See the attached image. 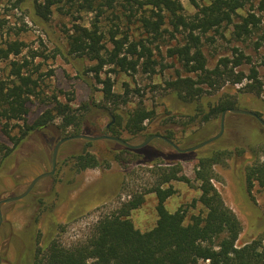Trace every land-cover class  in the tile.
Masks as SVG:
<instances>
[{
	"label": "rangeland",
	"instance_id": "obj_1",
	"mask_svg": "<svg viewBox=\"0 0 264 264\" xmlns=\"http://www.w3.org/2000/svg\"><path fill=\"white\" fill-rule=\"evenodd\" d=\"M76 2L78 1L74 0V3ZM180 2L186 14L190 16L195 12L188 0ZM35 3L36 6L41 5V8L36 10ZM44 6L50 7L49 14L44 12ZM79 6L69 3V0L60 2L0 0V23L3 26L0 28V49H5L6 43L10 42L23 45L17 56L10 54L7 59H1L0 55V80L11 81L12 63L22 64L26 61L29 73L33 74V78L39 84L37 96L31 97L27 102L28 112L25 117L27 125L33 124L42 112L50 107L47 103L55 96L61 103L70 100L72 108L83 114L78 135L89 137L110 135L106 126L113 114L106 109L112 104H105L103 85L99 84L94 74L88 71L93 63L62 56L56 51V46H60L65 53L66 35L73 31L75 25L91 28L95 22V15L78 10ZM257 8L258 3L255 2L256 13ZM261 16L264 29V14L257 15ZM128 25H121V31L125 30L130 40L144 39L138 23L132 21L129 27ZM231 29V27L221 29L223 36L212 32L207 34L211 39L207 43L203 42L207 67L213 68L219 58L230 55L232 47H240L251 56L252 66L258 71L260 82L264 84V39L261 40L262 45L256 52L251 42H247L245 48V45L241 46L232 41ZM259 36L257 35V38ZM177 37V41H182L184 35ZM164 41L163 44L159 42L148 45L153 49V59L157 62L154 67L155 74H145L141 68L135 73L118 70L110 72L112 66H106L100 79L109 77L113 84L112 92L125 98L126 103L118 104V112L123 117L139 102L157 114L154 121L146 124L147 130L143 133L130 136L122 131L121 139L129 144L139 145L150 136L156 135L157 127L166 126L175 133L177 142L175 145L186 149L215 136L220 127V115L216 118L209 117L206 121L201 114H195V107L174 105V99L164 90V81L172 79L176 71L182 74V69L166 57L167 49L171 45L167 43L168 34L164 35ZM172 42L176 43V40ZM155 45H158V50L154 48ZM244 71L247 73L246 68ZM241 87L225 84L219 91L205 94L198 105L201 104L202 108L207 110V107L216 103L223 94L236 96ZM261 100L264 101V86L259 97L254 94H241L238 109L259 111L258 103ZM166 111L170 112L169 116H174L172 120L165 114ZM242 122L240 116L227 113L220 138L212 144L186 154H179L165 142L153 139L135 151L137 154H123L122 161L117 162L110 150L120 151L123 147L112 141L74 140L62 144L57 153L53 175L39 181L22 200L2 206L0 227L2 264H25L32 244L36 245L50 234L67 248L84 240L101 216L116 209L133 195H142L144 201L138 209L130 213V221L140 232L152 229L157 220L155 211L157 200L153 193L148 192L157 181L156 168H152L147 162L153 159L152 154L164 157L155 160L154 163L159 167L164 168L178 163L181 168L180 174L190 180V184L179 181H172L169 184L174 194L166 200L165 209L169 213L179 208L183 209L186 211V219L199 214L201 208L193 202L199 196L197 184L193 182V170L197 159L213 149L227 148L233 151L235 146L244 147L246 152L241 156L232 155L223 163L214 166L217 179L213 184L225 205L241 223L242 230L237 246L255 237H261L264 243V188L253 186L248 192L245 182L246 167L255 160L264 163V151L258 147L253 148L251 144L252 139L264 133L259 124L247 127ZM58 125L60 120L56 119L54 126L29 133L12 154L1 162L0 200L23 193L35 177L51 170L55 144L74 132L72 128H67L60 134ZM17 131L15 128L11 136L16 135ZM0 142L7 147L12 145L10 139L1 131V127ZM83 149H87L100 161L107 162L108 167L90 169L79 174L72 172L69 156ZM167 155L177 158L167 160L165 158Z\"/></svg>",
	"mask_w": 264,
	"mask_h": 264
},
{
	"label": "trees",
	"instance_id": "obj_2",
	"mask_svg": "<svg viewBox=\"0 0 264 264\" xmlns=\"http://www.w3.org/2000/svg\"><path fill=\"white\" fill-rule=\"evenodd\" d=\"M77 1L74 3V0H69V3L80 5V11L94 14L95 22L91 28L75 25L73 31L66 35L65 53L60 46H56V51L62 56L93 63L88 71L103 85L105 104H112L106 109L114 117V122L107 129L110 136L120 138L122 131L130 136L139 135L147 130L146 124L154 121L157 114L139 102L124 117L120 115L118 104L126 103V100L112 92L113 84L109 77L100 79L103 68L112 66L110 72L118 70L125 73H135L141 68L145 74H155L157 62L149 46L159 42L163 44L165 34L169 37L167 43L171 44L166 57L182 69V74L176 71L172 79L164 81V90L174 99L175 106L184 104L195 107V114H201L207 121L209 117L221 115L224 110L238 108L241 94L260 96L264 84L260 82L258 71L252 66V58L245 49L232 47L230 55L219 58L213 68H208L203 54V42L211 40L207 37L210 32L223 36L221 29L231 27L232 41L245 45V48L246 43L251 42L257 52L264 39L263 16L257 17L264 14V0H188L195 9L190 16L185 13L180 0ZM255 2L258 3V13L254 11ZM35 8L40 9L41 5L36 6L35 3ZM44 9L49 14L50 7L44 6ZM132 21L139 24L144 39L130 40L125 30L121 31V25H131ZM177 35H184L182 41H177ZM257 35L260 36L257 38ZM172 40H176V43ZM22 46L18 42L6 43V48L0 49L1 59H7L10 54L19 55ZM154 48L159 49L158 45ZM12 69L11 81L0 80V127L12 144L7 147L0 142V165L29 133L54 126V121L59 119L60 125L57 128L60 134L72 128L74 132L70 136L78 135L83 120V114L72 108L70 100L61 103L54 96L47 103L50 107L33 124L27 125V102L37 96L39 84L33 74L29 73L26 61L22 64L13 62ZM225 84L242 87L236 96L223 94L207 110L201 104L198 105L205 94L217 92ZM258 106L260 110L254 113L264 121V101L261 100ZM165 114L170 120L174 117L169 116V111ZM241 118L242 124L247 127L256 123L250 117ZM15 128L17 134L11 136ZM155 134L177 143L174 131L166 126L157 127ZM251 144L253 148L258 147L264 151V135L252 139ZM110 152L117 162L123 154H137L125 148ZM245 152L244 147L238 146L233 151L217 148L197 159L193 182L197 184L199 196L193 202L200 206L201 212L188 219L186 211L180 208L169 213L165 209V202L174 194L169 185L172 181L190 184V180L180 174L178 163L159 167L154 162L164 157L152 154L153 159L147 161L152 168H156L157 177L156 183L148 191L157 200V220L152 229L140 232L130 221V213L144 201L142 195H133L116 209L101 216L84 240L68 248L51 234L36 245L32 244L25 264H264V243L261 237L237 246L241 223L225 205L213 184L217 179L214 166L232 155L241 156ZM165 158L174 160L177 157L167 155ZM69 159L72 172L77 174L108 167L107 162L100 161L87 149L71 153ZM245 182L248 192L253 186L264 188V163L255 160L246 167Z\"/></svg>",
	"mask_w": 264,
	"mask_h": 264
},
{
	"label": "water",
	"instance_id": "obj_3",
	"mask_svg": "<svg viewBox=\"0 0 264 264\" xmlns=\"http://www.w3.org/2000/svg\"><path fill=\"white\" fill-rule=\"evenodd\" d=\"M227 113H229V114H238V115H243V116L251 117V118L255 119L259 123V125L262 127V129L264 131V121L260 117H258L255 113H253L251 111H247V110H242V109L235 108V109L224 110L221 113V115H220V127H219V131H218V133L215 136L210 137L207 140H205V141H203V142H201V143H199V144H197L195 146L186 148V149L179 148L173 142L169 141L168 139H166L165 137L160 136V135H152L146 141H144L143 143H141L139 145L129 144L128 142L124 141L121 138L114 137V136H110V135H100V136H95V137H89V136H85V135L79 134V135H73V136H69V137L63 138V139L59 140L55 144V146H54V149H53V152H52V158H51V170L49 172L42 173V174L38 175L37 177H35L29 183V185L26 188V190L23 193H21L20 195L11 196V197H8V198L0 201V225H1V222H2L1 207L4 204L11 203V202H15V201H19V200L23 199L25 196L28 195V193L33 189V187L39 181H41V180H43L45 178L51 177L53 175V173H54V168H55V163H56V157H57V153H58L59 147L62 144L66 143V142L74 141V140H84V141H90V142L98 141V140H108V141H112V142H114V143L122 146L125 149L131 150V151H137L140 148H142L143 146H146L151 140H153V139H159V140L165 142L167 145H169L175 152H177L179 154H185V153L193 152V151H196V150H198L200 148H203V147H205V146H207L209 144H212L217 139H219L220 136L223 133L224 117H225V115ZM113 122H114V119H113V117H111V121L106 126V128H108V126L110 124H112Z\"/></svg>",
	"mask_w": 264,
	"mask_h": 264
},
{
	"label": "flooded vegetation",
	"instance_id": "obj_4",
	"mask_svg": "<svg viewBox=\"0 0 264 264\" xmlns=\"http://www.w3.org/2000/svg\"><path fill=\"white\" fill-rule=\"evenodd\" d=\"M248 111V110H247ZM251 112H253V111H251ZM254 113V112H253ZM234 115H237V116H240V117H248V116H243V115H238V114H234ZM251 118V117H250ZM253 119V118H252ZM263 120V119H262ZM254 121L257 123V124H259L255 119H254ZM109 127V126H108ZM261 127V126H260ZM108 128H106V130H107ZM261 131L264 133V131H263V129H262V127H261ZM144 147V146H143ZM142 147V148H143ZM189 153V152H188ZM186 154V153H185ZM31 192V191H30ZM29 192V193H30ZM28 193V194H29ZM20 195V194H19ZM11 197V196H10ZM26 197V196H25ZM24 197V198H25ZM2 200H4V199H2ZM22 200V199H21ZM1 201V200H0ZM20 201V200H19ZM15 202H17V201H15ZM8 204V203H7ZM5 205V204H4ZM2 208V207H1ZM1 216H2V213H1ZM1 224H2V222H1ZM0 227H1V225H0ZM3 263V259H2V257H1V255H0V264H2Z\"/></svg>",
	"mask_w": 264,
	"mask_h": 264
}]
</instances>
